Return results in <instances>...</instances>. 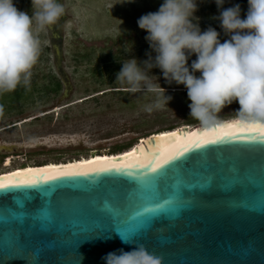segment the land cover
<instances>
[{"label": "water", "instance_id": "95a60500", "mask_svg": "<svg viewBox=\"0 0 264 264\" xmlns=\"http://www.w3.org/2000/svg\"><path fill=\"white\" fill-rule=\"evenodd\" d=\"M212 129L153 134L130 155L95 162L121 172L0 189V264H104L110 252L133 250L121 237L163 264H264V143L256 133H246L248 143L194 148L161 173L150 171L153 156L162 162ZM145 176L157 179L142 188L137 177ZM166 200L174 210L141 215Z\"/></svg>", "mask_w": 264, "mask_h": 264}, {"label": "rangeland", "instance_id": "374dc122", "mask_svg": "<svg viewBox=\"0 0 264 264\" xmlns=\"http://www.w3.org/2000/svg\"><path fill=\"white\" fill-rule=\"evenodd\" d=\"M123 2L63 0L65 14L55 25L37 33L41 54L32 69L30 84L36 88L33 97L10 103L11 95L0 93V105L4 108L0 115V150L13 148L19 155L10 169L23 168L26 164L68 163L88 158L93 152L118 153L161 131L201 124L190 118L191 101L186 88L174 82L169 84L158 68L150 74L159 77L158 82L172 100L168 105L153 107L152 111L146 109L153 104L154 94H131L126 85L116 82L121 60L147 59L145 54L151 51L145 40L147 32L138 27L137 20L157 11L163 0ZM235 4L242 11L248 0H225L223 7ZM15 6L31 14V0H15ZM198 7L196 16L200 17L201 30L211 26L224 37L221 42L229 39L219 21L213 19L219 15L214 0H201ZM126 43L133 45L131 52L123 50ZM195 59L192 55L189 66ZM50 78L62 81L60 94L42 92ZM152 79L155 82L157 78ZM239 107L234 102L220 115L230 114ZM7 170L0 165V173Z\"/></svg>", "mask_w": 264, "mask_h": 264}, {"label": "clouds", "instance_id": "9594fccd", "mask_svg": "<svg viewBox=\"0 0 264 264\" xmlns=\"http://www.w3.org/2000/svg\"><path fill=\"white\" fill-rule=\"evenodd\" d=\"M200 2L163 0L157 11L142 15L137 24L147 32L145 40L151 51L143 61L135 57L121 60L116 82L126 85L131 94H154L153 104L146 109L152 111L172 100L159 77L150 74L158 68L169 84L186 88L190 118L204 127L264 126V0H248L244 18L239 4L224 8L225 0H214L219 15L213 19L229 36L224 42L215 28L201 30L200 17L196 16ZM31 4L29 14L18 10L15 0H0V93L30 85L32 69L41 54L37 33L55 25L65 14L63 0H31ZM132 47L126 43L123 50L131 52ZM192 55L196 59L189 66ZM234 102L240 107L225 115L229 117L225 120L220 114ZM3 111L0 105V115ZM121 238L133 244V250L110 252L102 258L104 264H163V259L149 253L144 245Z\"/></svg>", "mask_w": 264, "mask_h": 264}, {"label": "snow or ice", "instance_id": "6c2138e0", "mask_svg": "<svg viewBox=\"0 0 264 264\" xmlns=\"http://www.w3.org/2000/svg\"><path fill=\"white\" fill-rule=\"evenodd\" d=\"M246 133H256L258 138L264 143V126L261 125H240V124H228L221 127L212 129L211 131H204L198 139L192 141L185 140L182 149L168 155L163 161H158L153 156L150 164L152 165L150 171L153 173H161L160 170L164 169L166 165H171L173 161L178 157L183 156L186 152L195 149L206 148L209 145H217L225 141H238L248 143L244 139ZM173 143L175 141H172ZM163 151V150H162ZM129 165L128 167H131ZM141 167L145 165L141 164ZM121 172V167L115 164L102 165L100 163H89L87 167L80 165L69 166L65 169H35L27 170L26 173L13 174L11 178H5L0 181V189H19L28 188L39 184L41 181H55L61 177H76V176H88L94 172ZM157 177L145 176L143 178L137 177V182L142 188L152 186ZM171 201H164L163 203H157L153 207L144 209V215L146 219L153 220L157 215L163 214L168 211L174 210Z\"/></svg>", "mask_w": 264, "mask_h": 264}, {"label": "trees", "instance_id": "16d2710c", "mask_svg": "<svg viewBox=\"0 0 264 264\" xmlns=\"http://www.w3.org/2000/svg\"><path fill=\"white\" fill-rule=\"evenodd\" d=\"M248 10V6H245L243 8V10L241 11V16L244 18L246 13ZM42 92L46 95H49L50 93H54V94H60L63 90V83L61 80L55 79V78H50L49 79V83L46 84L45 86H43V88L41 89ZM36 91L35 85L30 84L28 87H25L23 85H20L17 87V89L13 92H4L1 93L2 95H8L10 97L11 95V99L10 103L12 102H18V101H22V100H27V99H31L33 97L34 92ZM1 97V96H0ZM3 103V102H2ZM200 122L198 121L196 124H199ZM193 123L187 125V126H191ZM176 128H170L168 130L165 131H161L159 132V134L156 135H163L166 133H172V132H178V129L175 130ZM144 139V138H143ZM142 142V141H141ZM140 145V141L135 145V146H131L129 147V149L127 148V150L125 151H119L118 153H112V154H107V153H103L101 155H97L95 154L94 156H90L88 158H82L80 160H75V161H71L68 163H63V164H47L44 166H28L26 168L23 169H27V168H40V167H53V166H65V165H69V164H74V163H79V162H83V161H89L91 159H100V158H111V157H117V155H122L128 151H130L131 149L135 148L136 146ZM23 169H16L12 172L18 171V170H23ZM6 175V174H5Z\"/></svg>", "mask_w": 264, "mask_h": 264}, {"label": "flooded vegetation", "instance_id": "af4514ba", "mask_svg": "<svg viewBox=\"0 0 264 264\" xmlns=\"http://www.w3.org/2000/svg\"><path fill=\"white\" fill-rule=\"evenodd\" d=\"M227 118H229V117H227ZM12 152H14V153H12ZM16 152L17 151H15V149L6 148V147L0 150V165L2 167H4L5 169H8L7 171L0 173V176L5 175V174H10V173H12V171L19 169V168H12V169L9 168L12 165L13 161L15 160V156L19 157V155H16ZM8 164H10V165H8ZM45 165H47V164H45ZM28 166L29 165L26 164L25 167H23V168H26ZM40 166H44V165H40ZM23 168H20V169H23Z\"/></svg>", "mask_w": 264, "mask_h": 264}, {"label": "bare ground", "instance_id": "6f19581e", "mask_svg": "<svg viewBox=\"0 0 264 264\" xmlns=\"http://www.w3.org/2000/svg\"><path fill=\"white\" fill-rule=\"evenodd\" d=\"M177 129H178V128H177ZM173 133H179V131H178V132H172V133H166V134H173ZM166 134H163V135H166ZM159 136H160V135H159ZM140 146H141V144L138 145V146H136L135 148L131 149L130 151H128V152L122 154V155H117V157H111V158L106 157V158H100V159H91V160H89V161H83V162L74 163V164H69V165H65V166L40 167V168H44V169H50V168H56V169H57V168H68L69 166L85 165V164H89V163H95V162L105 161V160H109V159H114V158H118V157H122V156L130 155L132 152H134V151H135L136 149H138ZM33 169H36V168H27V169L18 170V171L12 172V173H14V174H16V173H21V174H23V173L27 172V170H33ZM12 173H10V174H12ZM1 176H3V175H1ZM4 176H5V177H9V174H6V175H4Z\"/></svg>", "mask_w": 264, "mask_h": 264}]
</instances>
